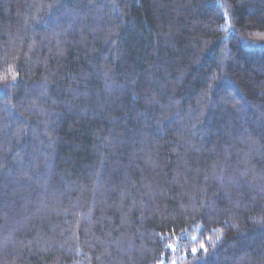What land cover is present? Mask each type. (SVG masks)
I'll list each match as a JSON object with an SVG mask.
<instances>
[{
    "label": "trees",
    "instance_id": "1",
    "mask_svg": "<svg viewBox=\"0 0 264 264\" xmlns=\"http://www.w3.org/2000/svg\"><path fill=\"white\" fill-rule=\"evenodd\" d=\"M0 264H264V0H0Z\"/></svg>",
    "mask_w": 264,
    "mask_h": 264
},
{
    "label": "snow or ice",
    "instance_id": "2",
    "mask_svg": "<svg viewBox=\"0 0 264 264\" xmlns=\"http://www.w3.org/2000/svg\"><path fill=\"white\" fill-rule=\"evenodd\" d=\"M169 247H173V246L170 245ZM200 249H202L204 252L207 251V248H206V246H205L203 243H201V245H200ZM200 249L193 248V249H192V253H193V254H196Z\"/></svg>",
    "mask_w": 264,
    "mask_h": 264
}]
</instances>
